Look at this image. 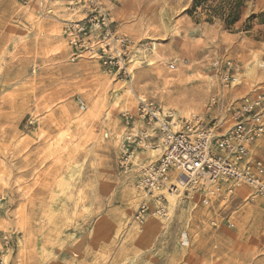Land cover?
Here are the masks:
<instances>
[{
  "label": "rangeland",
  "instance_id": "rangeland-1",
  "mask_svg": "<svg viewBox=\"0 0 264 264\" xmlns=\"http://www.w3.org/2000/svg\"><path fill=\"white\" fill-rule=\"evenodd\" d=\"M229 1L193 11L194 0H102L134 40L131 78L73 57L67 0H0V230L14 240L10 252L0 244V264H264L262 198L240 188L205 205L162 192L164 215L157 193L138 187L160 155L145 159L150 144L133 141L144 122L139 101L129 106L132 85L179 121L227 114L212 97L233 108L264 85V0H243L231 26ZM219 57L239 66L226 88ZM254 151L264 157V140Z\"/></svg>",
  "mask_w": 264,
  "mask_h": 264
},
{
  "label": "built area",
  "instance_id": "built-area-1",
  "mask_svg": "<svg viewBox=\"0 0 264 264\" xmlns=\"http://www.w3.org/2000/svg\"><path fill=\"white\" fill-rule=\"evenodd\" d=\"M71 12L82 15L64 21L63 35L73 51L75 59L87 55L114 76L132 78V46L134 40L121 33L115 17L102 0H67ZM170 69L177 67L171 61ZM213 66L220 71L223 88L239 81V66L230 58H216ZM223 94L212 97L210 108H229V113L211 116L201 115L183 118L179 125L173 115L152 99L140 100L138 116L150 129L158 132L159 158L142 170L138 187L147 195L155 194L158 212L165 215L164 201L167 194L182 195L184 200L209 204L220 198L224 203L243 188L246 198L264 200V157L254 151L256 143L264 140V85L241 98L233 108L225 104ZM84 106L83 101L81 102ZM145 142L151 136L138 132ZM149 210L143 204L136 219L143 223ZM184 246L190 245L185 232L181 236ZM13 234L0 230V244L4 252L13 246Z\"/></svg>",
  "mask_w": 264,
  "mask_h": 264
},
{
  "label": "bare ground",
  "instance_id": "bare-ground-1",
  "mask_svg": "<svg viewBox=\"0 0 264 264\" xmlns=\"http://www.w3.org/2000/svg\"><path fill=\"white\" fill-rule=\"evenodd\" d=\"M59 35H61V34H59ZM137 46V45H136ZM138 62L139 61H137V60H134L133 61V63H132V65L130 66L131 68H130V70L133 72V71H135V69L138 67ZM165 64V63H164ZM135 79H136V75H134L133 76V80L135 81ZM111 83V82H110ZM114 84V83H113ZM127 88V87H126ZM127 94H128V99H129V106L131 107V109H133V111H136V108H137V102L138 101H140V100H144V99H146V97H145V95H137V93H136V91H135V89H134V86L132 85L131 87H130V89L127 91ZM137 101V102H136ZM187 107H189V106H187ZM164 113L165 114H171V115H173V118H174V122H177V126L179 125V123H180V121H179V119L177 118V116L173 113V112H171L170 110H167V109H165L164 110ZM186 115V114H185ZM137 119L139 120H141V121H143L142 120V118L140 117V116H138V113H137ZM150 131H155V128H150L149 129ZM146 134H147V136H150V135H148V132L146 131ZM145 145H146V147L149 145L148 143H145ZM154 147V146H153ZM148 149H149V151H148V156H150V158H158V156L161 154V148L160 147H158V148H152V146L150 145V146H148ZM171 194V193H170ZM173 197L171 198V200H173L174 201V199H175V197H174V195L173 194H171ZM183 233H185V232H183Z\"/></svg>",
  "mask_w": 264,
  "mask_h": 264
},
{
  "label": "trees",
  "instance_id": "trees-1",
  "mask_svg": "<svg viewBox=\"0 0 264 264\" xmlns=\"http://www.w3.org/2000/svg\"><path fill=\"white\" fill-rule=\"evenodd\" d=\"M208 0H194L193 4V11H196L198 7L204 6ZM243 0H230L228 2V12L225 14V22L227 25L231 26L236 21L239 20L241 14V7H242ZM212 15V14H211ZM214 15V14H213ZM212 20V17L209 18Z\"/></svg>",
  "mask_w": 264,
  "mask_h": 264
},
{
  "label": "crops",
  "instance_id": "crops-1",
  "mask_svg": "<svg viewBox=\"0 0 264 264\" xmlns=\"http://www.w3.org/2000/svg\"><path fill=\"white\" fill-rule=\"evenodd\" d=\"M67 14H72V17L71 18H78V15H80L79 13H77V12H71L70 10H69V8H68V6H67ZM71 18H66V19H71ZM144 126V128H142V130L141 131H146V130H149V128L145 125V124H143L142 125V127ZM146 129V130H145ZM150 131V130H149ZM148 132V131H147ZM157 133H156V137H150V138H148L147 140H149V141H145V142H147L148 144H150L151 146H152V148H154L153 147V145H157L158 144V140H157ZM157 147V146H156ZM158 148V147H157ZM144 158L145 159H149V157H148V154H147V151H146V154L144 155ZM13 221V223H15V220H12ZM234 224L232 223L230 226H233ZM19 248H20V246L18 245V250H19ZM19 257V256H18ZM20 258V257H19Z\"/></svg>",
  "mask_w": 264,
  "mask_h": 264
}]
</instances>
